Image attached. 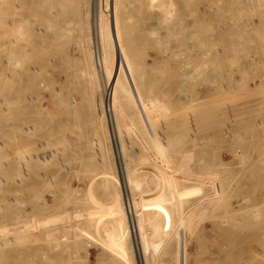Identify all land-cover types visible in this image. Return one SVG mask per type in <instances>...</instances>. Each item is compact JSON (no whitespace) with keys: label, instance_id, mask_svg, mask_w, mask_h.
I'll use <instances>...</instances> for the list:
<instances>
[{"label":"rangeland","instance_id":"374dc122","mask_svg":"<svg viewBox=\"0 0 264 264\" xmlns=\"http://www.w3.org/2000/svg\"><path fill=\"white\" fill-rule=\"evenodd\" d=\"M80 1L18 0L16 3L19 32L16 29L9 37L19 39V81L13 77L7 80L0 77V122L3 120L1 123L6 124V127L3 125L5 130L0 127V143L6 144L0 145V177L6 181V184H0V264H138L139 255L133 252L135 237L129 233L124 216V180L120 177L121 163L125 165L128 161L130 169L137 167L138 172L148 164L162 168L158 181L146 191L149 206L144 214L145 225L155 233L152 248L156 253L159 251L160 257L155 254L157 264H264V119L261 116L264 114V0H171L176 4L177 18L183 20L177 31L180 36H175V43L171 41V45L163 44L162 39H156L151 31L152 27L161 25L163 18L162 13L157 12L162 7L156 6L158 0L150 9L149 0H144L148 11L157 12L153 15L140 6L142 0H111L113 8L123 12L120 18L126 19L124 23L128 29L121 32L123 37L129 34L125 40L132 45L138 64L147 61L145 70L141 71V66L138 69L142 76L139 91L130 94V101L125 104L128 107L125 109L127 132L122 134L120 141L114 139L113 144L91 72L88 37L92 18L87 22V13L92 14L93 1ZM77 3L80 12L73 15ZM105 3L106 0H94L96 9L105 7ZM9 20L13 19L10 17ZM161 31L159 35H162ZM15 32L20 38L12 37ZM205 32L210 40L205 37L200 40L202 43L194 44L196 47L207 42L202 48L214 50L219 44L218 52H230L225 54L218 68L213 69L214 62L210 61L201 62L198 68L188 67L171 58L170 55L185 47L181 36ZM237 37L240 44L235 43ZM179 38L181 43L177 42ZM227 39L231 45L227 44ZM5 56L0 47V76L1 68H4L1 61H6ZM82 69L86 70L85 75H82ZM7 73L10 74V70ZM29 74L31 78H27ZM88 93L92 103L86 106L83 100ZM104 96L107 104L105 91ZM202 102L205 104L201 109L199 104ZM226 106L230 107L228 114L224 112ZM186 107L192 108L193 121L198 126L197 137L203 135L196 148L179 144L175 134L177 126L185 121L182 112L187 110ZM151 108H154V115ZM210 109L213 111L209 112ZM134 115L140 117L136 119ZM139 121L152 123L150 130L155 134L159 132L162 139L167 137L162 142L171 143L165 152L144 142L143 130L136 126ZM228 126L233 127L232 138L226 136ZM29 127H33L31 133L26 132ZM13 138L16 141L12 144ZM94 139L97 143L93 146L95 149H91ZM117 143L125 144V156L116 158ZM96 148L101 150V157ZM16 150L31 151L29 157L49 158L50 164L47 168L33 169L37 167L33 163L37 160L34 157L29 166L34 164L35 167L28 168V179L27 174L25 177L20 173L19 180L16 176L19 171L15 170L19 167L6 168ZM233 150L238 151L237 159ZM206 158H211V164ZM231 158L237 163H233L232 170L239 178L226 174L228 185L222 197L194 196L189 192L194 185L193 171L203 172L205 167L209 172L212 170L210 165L212 171L215 168L221 170V160L231 162ZM18 165L21 171L19 162ZM21 179L26 180L24 185ZM165 189H170L172 194H164ZM38 197L48 201L52 211L48 208L36 216L34 205ZM62 201L70 202L69 206L63 204L62 207ZM216 203L222 207L216 208ZM90 207L94 209L95 222L91 231L86 226L89 234L84 237L80 232L82 213ZM139 212L142 215L143 212ZM40 216L62 217L48 230L46 241L43 236V239H36L32 229L37 224L35 218ZM24 226L28 229H20ZM29 255H34L35 260Z\"/></svg>","mask_w":264,"mask_h":264},{"label":"bare ground","instance_id":"6f19581e","mask_svg":"<svg viewBox=\"0 0 264 264\" xmlns=\"http://www.w3.org/2000/svg\"><path fill=\"white\" fill-rule=\"evenodd\" d=\"M18 0H0V47H1V51L6 53V61H4V59L1 61V65L4 66V68H1V78L3 80H7L8 78H15L16 81H19V74H20V52L18 51L19 47L17 48L18 44H19V39L14 38L12 39L11 37H9L10 33L14 31H18V28H19V19H15V18H19L18 16V12H16L15 8L17 7L16 3H17ZM79 1V3H81L80 0H77ZM93 1V4H92V14L90 15V12L88 11L87 13V22L89 21V18L91 17L92 18V25L90 23V29H91V32H90V37H88V42L90 44V60H91V72H92V76H93V81L96 85V90L99 92L98 95H100V98H101V102H102V107H103V111H104V116H105V119H104V122L106 123V126H107V130H108V134H109V137H110V140L112 141V144H113V140L114 139H117L120 141V138H122V134L123 133H126V129H127V116L125 114V109L127 110L126 108V105L127 104L126 102L130 101V97L131 95L130 94H134L136 92H138V87H140L142 85L141 83V80H142V76L139 75V72H138V69H140V66H141V71L142 69H146L145 68V64L147 63L144 62V60L138 64V59L135 58V55H134V52L131 48V46L126 42V39L127 37H129L126 32H124L125 36L127 37H123V34L122 32L125 30V29H128L126 28V19L125 17H121L123 19L120 18V15L123 13L119 10H117L116 8H113L112 6V3H111V0H106V3H105V7H102V8H99V9H96L95 5H94V0ZM102 1V0H101ZM156 0H149V2L147 3L148 5V8L150 9L152 7V4L155 2ZM71 2V1H70ZM69 3V2H68ZM73 3V2H72ZM99 3V1H98ZM102 3V2H101ZM141 3V2H140ZM258 3V2H257ZM90 5V4H89ZM99 5V4H98ZM116 5V4H115ZM147 5H146V2L144 0H142V3L140 6H142L143 8L145 7L148 14H157V12H160L162 13L163 15V18L161 20V25H156V27H152L154 28L152 31V34H154L156 36V39L158 38H161L162 41H163V44L166 43V44H169L171 41L175 43V40L173 38L176 37H179L180 35H177V31L179 30L180 28V24L181 22H183V20H180L178 19V11L176 10V4L174 1H171V0H158V4L156 5L158 8L160 6L161 9L157 12H150L148 11L147 9ZM70 6H74L73 4ZM69 6V7H70ZM252 6V5H251ZM80 7L78 6V3L75 4V6L73 7V12L75 14L73 15H76L78 14L79 15V12H80ZM142 8V9H143ZM72 9V8H70ZM256 9V8H255ZM124 10V9H123ZM141 10V9H140ZM257 10V9H256ZM71 11V10H70ZM71 11V13H72ZM256 14V13H255ZM258 15V14H257ZM12 18L13 20H9V18ZM152 17V16H151ZM150 17V18H151ZM258 17V16H257ZM263 17V16H262ZM129 19V18H128ZM139 19V18H138ZM258 19V18H257ZM133 20V19H132ZM137 20V19H136ZM240 20V19H239ZM125 21V23H124ZM128 21V20H127ZM208 21V19H207ZM132 23V21H131ZM135 23V22H133ZM159 23V21H158ZM87 25V24H86ZM85 25V26H86ZM128 25V23H127ZM131 26V24H130ZM18 27V28H17ZM130 28V27H129ZM15 29V30H14ZM13 30V31H12ZM162 30V31H161ZM226 30V29H224ZM122 31V32H121ZM126 31V30H125ZM160 31L162 32V35H159ZM19 32V31H18ZM258 32V31H257ZM16 35H13L12 34V37L14 36H19V33L17 34V32H15ZM207 35V32L205 33H202V34H196V33H191V34H188V35H183L181 37L182 40L184 41L185 43V47H183V51H177V53H175L174 55H170L171 58L173 60H177L179 64H182L184 66H188V67H194V68H198L197 66L202 63L205 62H209L210 63H213V69H216L218 68L220 64V62H222L224 60V56L225 54H229L230 52H223L222 54L220 52H218V50L216 49L218 47L215 46V49L214 50H209L207 47V49L205 48H202L204 45L208 44L206 42V44H204L202 47H200L199 45L196 47V45H194L196 42H200L202 43V41H200L201 39H204ZM220 35V34H219ZM224 36V34H221ZM87 36V35H86ZM208 36V35H207ZM214 36V34L212 35ZM253 36V35H252ZM209 37V36H208ZM206 37L205 39L206 40H210V38ZM222 37V36H221ZM8 38H11V40H9ZM20 38V36H19ZM238 40L235 41V43L239 42L240 44V39L239 37H237ZM217 39V38H216ZM219 39V38H218ZM242 39V38H241ZM254 39V37H253ZM87 40V38H86ZM132 40V39H131ZM131 40H129L131 42ZM223 39L220 40V42L222 41ZM226 40V39H225ZM232 40V39H230ZM240 40V41H239ZM259 40V39H258ZM134 41V40H133ZM161 41V40H160ZM177 41V40H176ZM180 38L179 40L177 41L178 43L180 42ZM204 41V40H203ZM229 40L227 39V42ZM256 41V40H255ZM87 42V41H86ZM135 42V41H134ZM233 42V41H232ZM249 42V41H248ZM253 42V41H252ZM259 42V41H258ZM263 42V41H262ZM127 43V44H126ZM146 43V42H145ZM181 43V42H180ZM219 43V42H218ZM236 43V44H237ZM247 43V42H246ZM264 43V42H263ZM33 44V43H32ZM88 44V43H87ZM158 44V43H157ZM199 44V43H198ZM210 44V43H209ZM228 45H231L229 44V42L227 43ZM259 44V43H257ZM31 45V44H30ZM159 45V44H158ZM171 45V44H169ZM178 45V44H177ZM176 45V46H177ZM180 45V44H179ZM184 45V44H183ZM221 45V44H220ZM233 45V44H232ZM161 46V44H160ZM223 46V45H221ZM226 46V45H225ZM256 46V45H255ZM199 47V48H198ZM213 47V46H212ZM228 47V46H227ZM134 48V47H133ZM220 48V47H219ZM31 49H33L31 47ZM36 49V47H35ZM156 49V48H155ZM20 50V49H19ZM178 50V49H176ZM223 50H226V48H224ZM48 51V50H47ZM135 51V50H134ZM142 52V51H141ZM171 52V51H170ZM256 52V51H255ZM136 53V51H135ZM138 53V52H137ZM136 53V54H137ZM164 53V52H163ZM139 54V53H138ZM224 54V55H223ZM261 54V53H260ZM38 55V53H37ZM148 55V54H147ZM227 56V55H226ZM156 57V56H155ZM169 57V55H168ZM89 58V57H88ZM170 58V59H171ZM31 59V58H30ZM147 59V57H146ZM168 59V58H167ZM161 60V59H160ZM170 62V61H169ZM218 63V64H216ZM23 64H24V61H23ZM98 64H99V68H98ZM8 66L6 68V66ZM154 67V66H153ZM23 69V68H22ZM153 69V68H152ZM10 70V74H8L7 72ZM204 70V69H203ZM140 71V70H139ZM140 71V72H141ZM36 72V71H35ZM100 72H101V76H100ZM138 72V74H137ZM145 72V71H144ZM30 73V72H29ZM81 73L82 75H85L86 74V70L85 69H82L81 70ZM28 74V73H27ZM144 74V73H143ZM195 74V73H194ZM145 75L147 76V74L145 73ZM26 75H24L25 77ZM140 77V78H139ZM27 78H31V75L29 74V76L27 75ZM33 79V77H32ZM185 79V78H184ZM201 79V78H200ZM34 80V79H33ZM188 80V79H187ZM202 82V81H201ZM34 83V81H33ZM193 83V82H192ZM28 84V82H27ZM32 84V83H31ZM30 85V84H28ZM205 85V84H204ZM211 86V85H210ZM234 87H237V86H234ZM31 88V87H30ZM259 88V87H258ZM32 89V88H31ZM35 89V88H33ZM195 90V89H194ZM104 91L107 95V104H106V98L104 96ZM208 91V90H207ZM206 91V92H207ZM263 91V90H262ZM194 92V91H193ZM201 92V91H200ZM245 92V91H244ZM195 93V92H194ZM197 93H199V90L197 91ZM208 93V92H207ZM201 94V93H200ZM199 94V95H200ZM209 95V94H208ZM56 96V95H55ZM198 97V95H197ZM196 97V98H197ZM207 97V96H206ZM147 98V97H146ZM213 98V97H212ZM144 99V98H143ZM201 98H199L198 100H200ZM215 99V98H214ZM239 99V98H238ZM243 99V98H242ZM202 100V99H201ZM210 100H213L210 98ZM264 100V99H263ZM55 101V100H54ZM143 101V100H142ZM193 101V100H192ZM232 101V100H231ZM231 101H229L230 103H232ZM53 102V101H52ZM138 103V101H136ZM136 102H135V105H136ZM205 102V101H203ZM200 103H197L200 105V108L202 109L204 107V104ZM206 102H208V100H206ZM237 102V101H236ZM83 103L87 106V104H91L92 103V97L90 96V93L87 94V98L83 100ZM145 103V102H144ZM229 103V104H230ZM142 104V103H141ZM228 104V102H227ZM228 104V105H229ZM234 104V103H233ZM261 104V103H260ZM140 105V104H138ZM166 105V104H165ZM151 106V105H149ZM164 106V105H163ZM197 106V105H196ZM89 107V106H88ZM132 107V106H131ZM153 107V106H152ZM161 107V106H160ZM208 107V106H207ZM218 107V105H217ZM221 107V106H220ZM98 108V106H97ZM146 108V107H145ZM149 108V107H148ZM185 108V106H184ZM190 108V107H189ZM215 108V107H214ZM131 111H132V108H130ZM154 109V108H151V110ZM164 109V108H163ZM187 109V107H186ZM213 109V108H212ZM209 110V112H211V110ZM230 107L229 106H226L224 108V112L226 113L227 111V114H228V111H229ZM85 110V108H84ZM135 110V109H133ZM150 110V109H149ZM213 110H216V109H213ZM212 110V111H213ZM232 110V109H231ZM153 111V110H152ZM150 111V112H152ZM161 111V110H160ZM169 111V110H168ZM192 111V108L191 109H187V110H183L180 111L182 112V116L184 114L185 118V121L184 123H180L177 127V131L175 132L176 134V137L178 139V142L179 144H187L188 146L192 145L193 147H198V145L200 144V138L201 137H197L198 136V133H197V128L198 126L196 125V123L193 121L194 120V115ZM136 112V111H135ZM216 112V111H215ZM146 113V111H145ZM156 113H158V109L156 110ZM160 113V112H159ZM213 113V112H212ZM230 113V112H229ZM263 113H264V106H263ZM134 114V112H133ZM142 114V112H141ZM140 114V115H141ZM178 114V113H177ZM176 114V115H177ZM186 114V115H185ZM226 114V115H227ZM256 114V113H255ZM92 114H90L91 116ZM140 115H138L136 117V119L138 117H140ZM153 115H154V111H153ZM160 115V114H159ZM168 115V113H167ZM175 115V114H174ZM180 115V113H179ZM178 115V116H179ZM234 114H232L233 116ZM142 116V115H141ZM163 116V115H162ZM176 116V117H178ZM181 116V115H180ZM179 116V117H180ZM254 116V115H253ZM263 116V119H264V114L261 115ZM143 117V116H142ZM175 117V116H174ZM227 117V116H226ZM230 116H228V119H229ZM234 117V116H233ZM236 117V116H235ZM154 118V117H153ZM155 118H158L155 117ZM163 119V118H162ZM180 119V118H178ZM225 119V117H224ZM223 119V120H224ZM196 120V119H195ZM227 120V119H226ZM236 120V119H234ZM253 120V119H252ZM3 121V120H2ZM1 121V122H2ZM138 121V120H137ZM157 121V120H155ZM158 121L160 122V120L158 119ZM231 121V120H230ZM233 121V120H232ZM264 121V120H263ZM0 122V127L1 129L4 128L5 130V127H6V124H3ZM131 122V121H130ZM143 122V121H142ZM153 122V121H152ZM158 122V123H159ZM163 122V120H162ZM178 123L180 122L179 120L177 121ZM176 122V123H177ZM135 123V122H134ZM134 123H133V126H134ZM151 123V121H150ZM230 123V122H229ZM137 124V125H136ZM135 125L136 126H139L138 128H140L139 130H143L140 131L143 133V137H145V140L144 142L149 145H154L156 150L159 151V152H165L169 146H170V141L168 143V141H166L167 137L163 138V139H166L165 141L167 143H164L162 142V137L160 135L159 132H157L156 134L154 133V131L150 130L149 127L151 125H153L151 123V125L149 123H146L143 124V123H140L139 121V124L136 123ZM143 124V129H141V125ZM147 124V125H146ZM154 124H157V122H154ZM219 124V123H218ZM224 124V123H223ZM260 124V122H259ZM263 124V123H262ZM5 125V127L3 126ZM130 125V124H128ZM158 125V124H157ZM229 125V124H228ZM230 125H232L230 123ZM258 125V124H257ZM261 125V124H260ZM264 125V124H263ZM172 126V125H171ZM237 126V125H236ZM248 126V125H247ZM132 127V126H131ZM264 127V126H263ZM30 128V127H29ZM27 129L26 132L27 133H31V130L33 129L30 128V129ZM137 128V127H136ZM175 128H176V125H175ZM228 128V129H227ZM226 128L227 131V135L226 136H231L233 135L232 134V129L233 127L232 126H228ZM242 128V127H241ZM245 128V126H244ZM129 129H131L129 127ZM134 129V127L132 128ZM131 129V130H132ZM157 130H159L157 128ZM236 130V129H235ZM24 131V130H23ZM22 131V132H23ZM126 131V132H125ZM224 131V130H223ZM238 131V130H237ZM236 131V132H237ZM21 132V133H22ZM25 132V131H24ZM23 132V133H24ZM133 132V131H132ZM136 132V131H135ZM156 132V131H155ZM249 132V131H248ZM141 133V134H142ZM162 133V132H161ZM164 133V132H163ZM200 133V132H199ZM137 134V133H136ZM135 134V135H136ZM24 135V134H23ZM31 135V134H30ZM29 135V136H30ZM166 135V134H164ZM240 135V134H239ZM125 136V135H123ZM137 136V135H136ZM245 136V134H244ZM234 137V136H231V138ZM240 137V136H239ZM137 138V137H136ZM224 138V137H223ZM230 138V137H229ZM22 139V138H21ZM238 139V138H237ZM12 140V139H11ZM16 139L13 138L12 141H10V143H15ZM19 140V139H17ZM203 140V138H202ZM207 140V139H206ZM252 140V139H251ZM258 140V138H257ZM164 141V140H163ZM209 141V140H208ZM239 141V140H238ZM236 140V142H238ZM245 141V140H244ZM243 141V142H244ZM19 142V141H18ZM235 142V141H234ZM235 142V143H236ZM242 142V143H243ZM24 143V142H23ZM97 143V140L94 139L92 141V145H91V149H95L93 148V146ZM141 143V142H140ZM261 143V142H260ZM120 144V143H119ZM117 143V146L115 147V156L116 158L120 157V155H124L125 156V152L127 151V148L125 147V144L124 143H121V145H119ZM214 144V143H213ZM244 144V143H243ZM264 144V143H263ZM0 145L2 146H5L4 143H0ZM15 145V144H14ZM47 145V144H46ZM144 145V143H143ZM215 145V144H214ZM223 145V144H221ZM220 145V146H221ZM241 145V144H240ZM262 145V144H261ZM12 146V145H11ZM41 146V145H40ZM97 146V145H96ZM142 146V145H141ZM190 146V147H192ZM219 146V145H218ZM44 146H42L41 148H43ZM15 148V146H14ZM38 148V147H37ZM36 148V150H37ZM194 148V149H195ZM204 148V146H203ZM259 148V147H258ZM207 149V148H206ZM210 149V147H208V150ZM16 150V155L19 156V158L16 156V155H13L10 162H9V165L7 164L6 165V168L12 170L14 169L13 167L15 166V168L19 167L18 169H15V170H18L16 176L17 178H19L20 175L22 174H25L24 176L26 177V174L29 172L28 168H33L34 164H36L35 168L33 169H39L40 168H47L48 164H50V159L49 158H46L44 159L43 158H36L35 156H30L29 157V153L31 151H23V152H20ZM210 151V150H209ZM214 151V150H213ZM20 152V153H19ZM42 152V151H41ZM96 152L98 154L99 157H101V150H98L96 148ZM233 156L235 155V158L237 159L238 157V151L237 150H233ZM247 152V151H246ZM12 153V152H11ZM56 153V152H55ZM127 153V152H126ZM263 153V152H262ZM60 154V153H59ZM216 154V153H215ZM264 154V153H263ZM55 155V154H54ZM205 156V154H204ZM221 156V155H219ZM262 156V155H261ZM36 158L37 160H35V162H33V158ZM122 157V156H121ZM206 157V156H205ZM214 157V156H213ZM217 157V155H216ZM215 157V159H216ZM134 158V157H133ZM133 158H131L133 160ZM212 158V157H211ZM209 158V159H211ZM218 158V157H217ZM240 158V156H239ZM242 158V157H241ZM244 158V157H243ZM136 159V158H134ZM208 159V158H206ZM208 159V161H209ZM232 159V158H231ZM246 159V158H245ZM31 160H33L32 162L34 163L32 166H29V164L31 163ZM124 160V158H123ZM126 160V159H125ZM124 160V161H125ZM131 160V162H132ZM213 160V159H212ZM250 160V159H249ZM123 161V162H124ZM134 161V160H133ZM208 161L206 162V164L208 163ZM218 161V160H216ZM17 162V164H16ZM18 162L19 164L22 166L21 168V171H20V166L18 165ZM126 162V161H125ZM142 162V161H141ZM202 162V161H201ZM210 163L208 164H211L212 161H209ZM214 162V160H213ZM220 162V160H219ZM234 159H232L231 162H228V161H225L224 160V163L219 164L220 168L223 167L220 171L217 170L216 168L213 170L212 167L209 166V169H212L210 170L209 172L205 170V167L203 169V172H197L196 171H193L194 174H192L191 176V179L192 181L194 182V185L190 188L189 192L194 195V196H201V197H209V198H220L223 196V194L226 192L227 190V175L226 174H231V176L233 178H239V175L234 172L232 170V167H233V163H234ZM242 162V161H241ZM261 162V161H260ZM99 163L101 164V159L99 160ZM136 163V162H135ZM236 163V162H235ZM264 163V161H263ZM204 164V163H203ZM214 163H212L213 165ZM237 164V163H236ZM260 164V163H259ZM18 165V166H16ZM129 165V161H128V164L125 163V165H123L121 163V175L120 177L123 178L124 180V186H123V206H124V212H125V220L127 222V226H128V231L129 233L132 235V237H135V242L133 243V245H135V254L138 256L139 255V261H138V264H157V261H156V257H155V254L157 255V257L159 255V251H157V253L154 251V249L152 248L153 247V244H154V238H155V233L152 232V229L150 227H148V225H145L146 223V220H145V211H146V208H148L149 206V203H148V195L146 194V191L147 189H149L150 187H152V184H155L157 181H158V177H160V171L162 170L161 167H159L158 165L156 164H148L147 167H142L139 172H138V168L136 167V169H130V166ZM131 165V163H130ZM134 165V164H133ZM60 166V165H59ZM136 165H134L133 167L135 168ZM205 166V165H204ZM207 166V165H206ZM242 166V165H241ZM12 167V168H11ZM203 167V165H202ZM215 167V166H214ZM250 167V166H249ZM207 168V167H206ZM252 168V167H251ZM255 168V167H254ZM258 168V167H257ZM201 169V170H202ZM243 169V168H242ZM2 170H6V169H3ZM9 170V171H10ZM193 170V169H192ZM208 170V169H207ZM14 171V170H13ZM28 171V172H27ZM31 171V170H30ZM205 171V172H204ZM245 171V170H244ZM264 171V169H263ZM4 172V171H3ZM12 172V171H11ZM260 172V171H258ZM22 173V174H20ZM119 173V172H118ZM191 173V172H190ZM241 173V172H240ZM247 173V172H246ZM20 174V175H19ZM32 174V173H31ZM34 174V173H33ZM44 174V173H43ZM259 174V173H258ZM14 177L15 174L13 173ZM241 175V174H240ZM30 176V175H29ZM34 176V175H33ZM46 176V175H45ZM23 176H21V178H25ZM28 179V174H27V177ZM182 178V177H181ZM231 178V177H230ZM16 179V178H15ZM180 179V178H179ZM14 180V179H13ZM17 180V179H16ZM20 180V178H19ZM18 180V181H19ZM25 179H23L24 181ZM22 181V179H21ZM23 181L21 183H23ZM26 181V180H25ZM5 183L6 181L4 179H2L0 177V184L1 183ZM16 181H14L15 183ZM20 182V181H19ZM179 182V181H178ZM9 183V182H8ZM13 183V182H12ZM20 183V185H22ZM171 183V182H170ZM6 184V183H5ZM114 184V183H113ZM9 185V184H8ZM19 185V184H18ZM24 185V183H23ZM26 185V184H25ZM173 185V184H171ZM2 186V184H1ZM0 186V187H1ZM169 186V185H168ZM176 186V185H175ZM253 186V185H252ZM122 187V186H121ZM15 188V186H14ZM80 188V187H79ZM171 188V186L169 187ZM249 188V187H248ZM172 189V188H171ZM6 190V189H5ZM74 190V189H73ZM13 191V190H12ZM17 191V189H16ZM164 194H169L171 193L172 191H168V189H165L164 190ZM247 192V191H246ZM259 192V191H257ZM40 194V193H39ZM38 194V195H39ZM172 194V193H171ZM246 194V193H245ZM249 194V193H248ZM251 194V193H250ZM37 195V196H38ZM41 195V194H40ZM44 195V194H43ZM54 197V196H53ZM41 198V197H40ZM39 197L35 200H37L36 204L34 205L35 206V213H36V216L37 215H41L43 212H46V210L49 208L50 204H48L46 201H43L41 200ZM45 198V197H44ZM97 198V197H96ZM150 198V197H149ZM33 199V200H34ZM47 199V198H45ZM48 200V199H47ZM32 201V200H31ZM262 202V201H261ZM264 202V201H263ZM51 203V202H50ZM118 203V201H117ZM59 204V203H58ZM62 207H63V204H65L66 206H69L70 202H66V203H63L62 201ZM33 205V204H32ZM59 206V205H58ZM222 207V205H219L218 203H216V208H219ZM119 207V206H118ZM55 208V207H54ZM50 209V208H49ZM53 209V208H51ZM50 209V210H51ZM119 209V208H118ZM65 210V209H64ZM110 210V209H109ZM3 211V209H2ZM52 211V210H51ZM139 211H142V215L140 214ZM236 212V211H235ZM234 212V213H235ZM239 212V211H237ZM236 212V213H237ZM2 213V212H1ZM232 214V213H231ZM246 214V213H245ZM121 216V215H120ZM119 216V217H120ZM171 216V214H170ZM249 216V215H248ZM230 217V215H229ZM237 217V216H236ZM243 218V217H242ZM247 218V216L245 217ZM36 219V222L37 224L35 226L32 227V229L34 230L35 232V237L36 239H43L42 236L45 238V241H46V237H47V232L48 230L52 227L54 228L53 225H55V222L56 220H62V217H54V216H50V217H38V218H35ZM234 219V218H233ZM240 219V218H238ZM244 219V218H243ZM231 220V219H230ZM242 220V219H240ZM249 220V219H248ZM235 221V220H234ZM237 221V220H236ZM251 221V220H250ZM81 233L82 235L85 237L87 231H86V226L89 227V230L91 231L93 225H94V222H95V216H94V209L93 207H90L89 209H86L83 211L82 213V221H81ZM182 222V221H181ZM244 222V221H243ZM149 223V222H147ZM156 223V222H155ZM242 223V222H241ZM245 223V222H244ZM247 223V222H246ZM245 223V224H246ZM250 223V222H248ZM252 223V221H251ZM130 225V227H129ZM240 225V224H239ZM262 225V224H261ZM109 227V226H108ZM247 227V226H246ZM51 228V229H52ZM133 228V230H132ZM244 228V227H243ZM20 229H28L26 228V226L24 227H21ZM245 229V228H244ZM110 230V228H109ZM242 230V229H241ZM154 231V230H153ZM156 231V229H155ZM46 232V233H44ZM70 232V231H69ZM113 232V231H112ZM111 232V234H112ZM109 233V232H108ZM89 234V232L87 233ZM264 234V233H263ZM62 235V234H61ZM96 235V234H95ZM107 235V234H105ZM135 235V236H134ZM64 236H67L66 233H64ZM62 236V237H64ZM102 236V235H101ZM65 238V237H64ZM89 238H91V236H89ZM108 238V237H107ZM116 238V237H115ZM68 239V237H67ZM93 239V238H92ZM262 239V238H261ZM71 241V240H70ZM116 241V240H115ZM43 242V241H42ZM64 242V240H63ZM65 243H66V240H65ZM75 243V242H74ZM116 243V242H115ZM44 244H47V243H44ZM54 244V243H53ZM2 245V244H1ZM0 245V247H1ZM47 246V245H46ZM43 247V246H42ZM264 247V245H263ZM41 250V249H40ZM39 251V250H38ZM35 254H37L36 252H34ZM43 253V252H42ZM34 254V255H35ZM119 254V253H118ZM32 255V256H34ZM44 255L46 256V254L44 253ZM31 256V255H29ZM31 256V257H32ZM37 256V255H35ZM35 256L32 257L34 258L35 260ZM44 257V256H43ZM42 257V258H43ZM47 257V256H46ZM70 258V257H69ZM136 258V257H135ZM45 259V258H44ZM43 259V260H44ZM114 259V258H113ZM29 259H27L28 261ZM33 260V259H32ZM47 260V258H46ZM137 260V259H136ZM68 261V260H67ZM29 262V261H28ZM31 262V260H30ZM231 262H233L231 260ZM65 263V262H64ZM101 263V262H100ZM62 264V263H61ZM241 264V263H240Z\"/></svg>","mask_w":264,"mask_h":264}]
</instances>
